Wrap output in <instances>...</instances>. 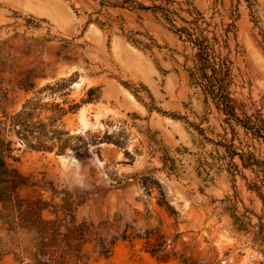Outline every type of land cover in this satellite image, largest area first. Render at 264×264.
Masks as SVG:
<instances>
[{"label": "rangeland", "instance_id": "rangeland-1", "mask_svg": "<svg viewBox=\"0 0 264 264\" xmlns=\"http://www.w3.org/2000/svg\"><path fill=\"white\" fill-rule=\"evenodd\" d=\"M201 40L235 115L200 83ZM26 103L64 151L19 134ZM0 135L21 178L0 264L43 241L68 264H264V0H0Z\"/></svg>", "mask_w": 264, "mask_h": 264}, {"label": "trees", "instance_id": "trees-1", "mask_svg": "<svg viewBox=\"0 0 264 264\" xmlns=\"http://www.w3.org/2000/svg\"><path fill=\"white\" fill-rule=\"evenodd\" d=\"M199 45L197 51V65L196 70L199 73L198 78L205 92L211 95L218 106L227 114L235 115V100L231 96L228 84L230 77V65L226 59L219 58L216 59L215 55L210 52L209 45L204 43V40L197 42ZM94 89H90L89 94L92 95ZM95 99L90 96L87 100L91 101ZM78 104L76 103L73 108H76ZM29 106L24 105L22 110H20L14 116V124L18 127V132L26 140L28 145L34 149L41 150H53L58 146V151L62 152L66 147V139L63 137L65 132L59 128L52 127L47 130L51 135H48L44 131L40 130V123L32 121V111L28 110ZM248 128H253L251 124H245ZM47 137V138H44ZM4 140L0 135V199L8 196L10 190L15 189V185L20 181L19 172L16 168L11 167L7 162ZM75 239L76 243H68V250L74 252V247H78L86 240L88 234L91 233L87 229L84 232L81 226L75 225ZM89 231V232H88ZM87 233V234H86ZM126 238L127 235L124 233L121 235ZM48 243L46 241L41 242V248L38 250V256L35 264H68L66 258L61 254L58 258L54 256L52 252L47 251ZM157 252V249H153ZM75 264H78L79 257L76 258Z\"/></svg>", "mask_w": 264, "mask_h": 264}]
</instances>
